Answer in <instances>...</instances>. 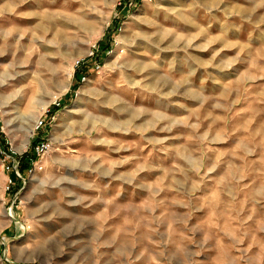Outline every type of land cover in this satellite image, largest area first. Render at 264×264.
Returning <instances> with one entry per match:
<instances>
[{
    "label": "rangeland",
    "instance_id": "1",
    "mask_svg": "<svg viewBox=\"0 0 264 264\" xmlns=\"http://www.w3.org/2000/svg\"><path fill=\"white\" fill-rule=\"evenodd\" d=\"M0 264H264V0H0Z\"/></svg>",
    "mask_w": 264,
    "mask_h": 264
},
{
    "label": "built area",
    "instance_id": "2",
    "mask_svg": "<svg viewBox=\"0 0 264 264\" xmlns=\"http://www.w3.org/2000/svg\"><path fill=\"white\" fill-rule=\"evenodd\" d=\"M92 45H93V47L90 48V50L87 54V57H95L96 58V56L98 55L97 52H98L99 46H96L95 44H92ZM115 45L116 46L118 45L116 41H115ZM111 52H112V50L110 49V50H108L107 53H111ZM82 64H83V61L81 59H76L74 62L75 67H79ZM100 66H101V64L98 61H94V67L96 69H98ZM82 80H85L84 76L82 77ZM53 104H54V106H60L59 101H54ZM50 111H51L50 109H47L46 113L49 114ZM43 125H44L43 119H39L36 123V128H39ZM32 148L35 151L36 155H41V154L43 155L47 152V149L49 148V142H48V140L47 141L46 140L39 141L35 145H33ZM8 168H9V166H8ZM14 169H15V174L19 175L17 167L13 166V170ZM6 181H7V183L5 186V190H9L13 185V181L11 180V178H8Z\"/></svg>",
    "mask_w": 264,
    "mask_h": 264
},
{
    "label": "trees",
    "instance_id": "3",
    "mask_svg": "<svg viewBox=\"0 0 264 264\" xmlns=\"http://www.w3.org/2000/svg\"><path fill=\"white\" fill-rule=\"evenodd\" d=\"M106 49H111V46H107ZM98 56V55H97ZM96 56V57H97ZM53 109L55 110L56 109V106H53ZM31 156L29 154H26V155H20L18 157V170L19 171H24L25 169H30V162L33 160V158L36 156L35 155V151L33 150V148H31ZM14 177L15 174H14Z\"/></svg>",
    "mask_w": 264,
    "mask_h": 264
},
{
    "label": "bare ground",
    "instance_id": "4",
    "mask_svg": "<svg viewBox=\"0 0 264 264\" xmlns=\"http://www.w3.org/2000/svg\"><path fill=\"white\" fill-rule=\"evenodd\" d=\"M15 2H16V1H15ZM17 2H18V0H17ZM44 16L47 17L46 19H47V21H48L49 18H50L49 15H48V14H45ZM77 20H78V19H77V18H74V17L69 18V20H67V17H66V18H62V17H60V18H58V21H57V22H59V23H61V24H64V23L66 24L67 22H72V21H74V22L77 23V22H78ZM83 26H84V27H87L88 25H85V24H84ZM119 42H120V41H119ZM117 44H118V42H117ZM53 95H54V94H53ZM54 97H56V96H53V98H54ZM10 216H11V215H10Z\"/></svg>",
    "mask_w": 264,
    "mask_h": 264
}]
</instances>
